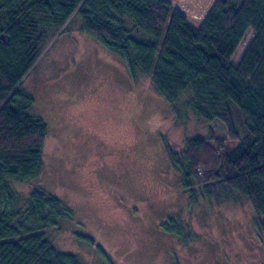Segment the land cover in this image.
<instances>
[{"label": "rangeland", "instance_id": "374dc122", "mask_svg": "<svg viewBox=\"0 0 264 264\" xmlns=\"http://www.w3.org/2000/svg\"><path fill=\"white\" fill-rule=\"evenodd\" d=\"M171 1L196 24L213 2ZM63 29L21 84L29 111L46 124L41 173L13 182L21 195L38 184L71 206V220L45 231L50 243L86 264H264V231L254 221L264 215L244 197L184 188L166 154L171 142L225 137L223 124L175 110L96 36L75 24ZM253 36L248 29L242 37L234 65Z\"/></svg>", "mask_w": 264, "mask_h": 264}, {"label": "trees", "instance_id": "16d2710c", "mask_svg": "<svg viewBox=\"0 0 264 264\" xmlns=\"http://www.w3.org/2000/svg\"><path fill=\"white\" fill-rule=\"evenodd\" d=\"M73 24L133 76L150 77L175 110L223 124L225 137L166 145L181 185L215 199L244 197L264 215V0H213L197 24L171 0H0V264H86L45 235L72 219L71 206L38 184L22 195L13 186L40 176L47 132L22 80L45 43ZM248 29L253 39L234 65ZM254 221L264 231V217Z\"/></svg>", "mask_w": 264, "mask_h": 264}]
</instances>
